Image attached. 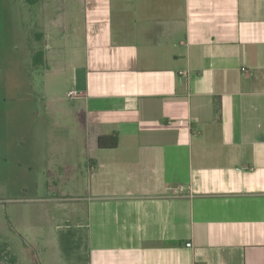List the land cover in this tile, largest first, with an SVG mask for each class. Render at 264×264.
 Segmentation results:
<instances>
[{"label": "crops", "instance_id": "crops-1", "mask_svg": "<svg viewBox=\"0 0 264 264\" xmlns=\"http://www.w3.org/2000/svg\"><path fill=\"white\" fill-rule=\"evenodd\" d=\"M81 12L68 105L43 109L62 148L56 207L40 215L77 219L51 222L43 264H264V0ZM63 111L79 129L60 130ZM113 133L116 147L98 146ZM63 144L83 157L64 164ZM69 181H83L80 203H65Z\"/></svg>", "mask_w": 264, "mask_h": 264}, {"label": "rangeland", "instance_id": "rangeland-1", "mask_svg": "<svg viewBox=\"0 0 264 264\" xmlns=\"http://www.w3.org/2000/svg\"><path fill=\"white\" fill-rule=\"evenodd\" d=\"M45 2L51 4L43 9ZM82 42L81 0H40L35 4L0 0V244L7 243L17 264H43V245L51 222L77 219L76 215L64 218L60 210L55 218L40 215L45 206L56 207L46 199L58 195L52 181L58 161L51 152L56 146L62 148L60 142L56 145V138L50 144L51 138L45 137L51 121L43 109L44 105L49 109L53 101L66 109V92ZM39 49L44 52L43 63L34 65L32 55ZM58 117L60 130L73 122L74 129L80 128L66 111ZM63 145L58 156L64 164L83 157L67 152ZM69 184L60 188L64 198H72L65 203H80L76 200L83 194V181Z\"/></svg>", "mask_w": 264, "mask_h": 264}, {"label": "trees", "instance_id": "trees-1", "mask_svg": "<svg viewBox=\"0 0 264 264\" xmlns=\"http://www.w3.org/2000/svg\"><path fill=\"white\" fill-rule=\"evenodd\" d=\"M27 4H35L40 0H24ZM37 37H41V34H37ZM44 52L39 49L32 55V62L34 65L43 63ZM118 144V138L116 133L111 135H104L98 137V146L101 148H114ZM17 264V258L10 252L7 243L0 244V263Z\"/></svg>", "mask_w": 264, "mask_h": 264}, {"label": "built area", "instance_id": "built-area-1", "mask_svg": "<svg viewBox=\"0 0 264 264\" xmlns=\"http://www.w3.org/2000/svg\"><path fill=\"white\" fill-rule=\"evenodd\" d=\"M71 93H68V95H70ZM191 245V243H186V246H190Z\"/></svg>", "mask_w": 264, "mask_h": 264}]
</instances>
